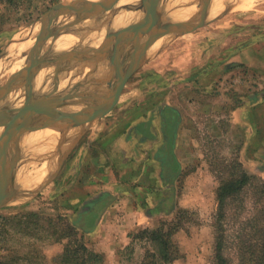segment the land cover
Returning <instances> with one entry per match:
<instances>
[{"label":"rangeland","instance_id":"1","mask_svg":"<svg viewBox=\"0 0 264 264\" xmlns=\"http://www.w3.org/2000/svg\"><path fill=\"white\" fill-rule=\"evenodd\" d=\"M65 1L72 0H0V87L12 80L16 84L30 77L35 80L40 72L41 75L50 73L60 54L53 49L55 41L63 33L76 40L85 37L84 41L91 47L100 44L99 39L105 36L116 16L112 11L118 8V3L105 14L83 16L78 11L54 16L46 25L44 23L46 30L42 33L43 14ZM166 1L160 0L155 6L159 8L161 20L167 14L193 5L196 25L179 35L166 34L157 38L145 60L119 89L111 108L76 140L54 176L64 150L41 146L40 143L54 139L35 137V132L40 130V121H56V114L61 111L68 110L65 113L68 115L83 108L89 99L76 102L81 94L95 89L92 80L95 77L65 74L53 81L48 74L41 91H35L38 87L33 83L29 90L14 87L0 93V135H3L0 144L9 143L0 145L1 177L17 162L21 167L14 184L19 188L21 181L23 186L19 188L22 191L19 195L0 207V264H64L62 255L66 248H77L80 243L100 256L93 264H142L145 251L151 245L145 235L137 236V233L144 228H155L161 222H166L165 228L173 232L171 236L180 255L170 264H214L216 189L222 180L240 168L252 176V185H246L239 199L228 204L231 213L225 222L233 233L245 225V217L252 213L257 185L264 179V0ZM214 1L220 3V8L211 13ZM165 4L168 6L164 15L161 6ZM202 12L205 16L198 23ZM43 57L48 62L45 67H34ZM105 73L108 67L98 77L103 78ZM80 81L86 86L71 91L72 83ZM33 92L34 95L39 93L36 99H32ZM98 94L105 93L100 89ZM98 101L101 102L97 100L96 103ZM163 107L168 109L166 125L173 128L175 121L182 120L178 136L181 143H172L177 135L169 131L168 143L157 144L160 148L165 145L162 154L170 160L164 174L168 175L167 180L171 176L172 193L185 194L190 204L170 213H154L150 224L136 225L128 230L115 228L112 216L107 219L106 224L110 225L104 228L105 236L99 240L94 231L103 214L101 208L110 197L98 185L101 164L112 158L106 148L113 137L124 135L126 141L127 134L131 133L129 127L145 129L147 121ZM137 118L144 120L135 124ZM4 123L8 126L7 132ZM57 125L55 123L54 127ZM53 130L57 132V139L74 127L64 132L56 127ZM134 135L130 134L129 138L132 140ZM24 137L28 140L24 141ZM173 148L178 154L173 155ZM175 155H179L180 164L175 162ZM46 179L49 181L29 195ZM166 198L173 201L175 196ZM181 208L185 211L181 212ZM67 222L77 227L74 233H70ZM227 253L232 255V250L229 248Z\"/></svg>","mask_w":264,"mask_h":264},{"label":"water","instance_id":"2","mask_svg":"<svg viewBox=\"0 0 264 264\" xmlns=\"http://www.w3.org/2000/svg\"><path fill=\"white\" fill-rule=\"evenodd\" d=\"M159 1L160 0H136L133 3H124L123 0H85L82 2L79 0H72L69 2L65 1L58 3L43 14V20L45 21L43 22L44 26V23L46 25L47 20H51L54 16L57 17L65 13H74L78 11H81L83 16L101 14L103 12L113 10L117 3L118 8L112 11L113 15L123 10L141 12V16L136 20L129 21L123 26L114 29L109 27L100 44L98 46L91 47V53L83 59L79 61L70 60V58L67 57L68 55H72L70 53L71 51L69 53H60L59 57L57 56L55 58L56 61L54 68L50 73H48L49 77L53 81L61 75L74 73L83 76L85 75L87 77H95L93 81L96 87L93 91L79 96L76 104L89 99V103L87 102L83 108L70 112L68 115L63 112L57 113L56 121L50 122L54 125L55 123H59L63 120L67 123L66 130L74 127V130L62 134L53 141L40 143L41 146L50 145V147L64 150L63 154L59 158L57 170L52 176H54L59 170L64 158L75 144L76 140L89 127H91L94 121L111 108L119 89L132 71L145 60L148 55L147 51L150 50V47L155 43L157 38L166 34L179 35L196 25L193 16H188L183 20L174 22H170L166 19L161 20L162 15H159V8L155 7ZM205 1L207 0H201V2ZM200 15L201 17L199 18L198 23L203 21L205 13L202 12ZM43 26L42 33L46 30V27L44 26L43 28ZM131 52H134V55L130 58L129 54ZM47 63L48 62L43 64ZM33 66L35 67L41 65L34 63ZM90 67L92 70L88 71L87 68ZM107 67L108 73H105L103 78L98 77ZM48 74L45 75V80L47 79ZM33 83L34 80L32 78H28L17 84L12 80V82L0 87V93L14 87H21L23 89L29 88L33 85ZM100 89L103 93H105L104 95L98 94ZM37 96H39V93L36 95L33 94L32 99H36ZM97 100H100L101 102L96 103ZM5 124L6 123H4V125ZM55 127L59 130L62 129L60 123ZM7 130L8 126L6 124L5 132H7ZM29 130L32 129L29 128ZM64 131L65 130H62L61 132ZM7 141L8 140L6 139V142ZM7 144L9 143H1L0 145L5 146ZM13 146L16 147L17 144L15 143ZM20 167L21 165L19 163H13L10 168L4 171V175L2 177L0 176V207L9 204L12 197L17 196L22 192L14 184ZM50 178L51 176L49 179ZM49 179H46V181L38 185L30 192L29 195L37 192L47 181H49Z\"/></svg>","mask_w":264,"mask_h":264},{"label":"crops","instance_id":"3","mask_svg":"<svg viewBox=\"0 0 264 264\" xmlns=\"http://www.w3.org/2000/svg\"><path fill=\"white\" fill-rule=\"evenodd\" d=\"M167 110L163 107L158 110L159 112H155L152 120L147 121L149 123L145 129L138 130L137 127L135 129L129 127L131 132L129 133H135L132 140L129 138L130 134H127L129 139L127 138L126 141L123 139V135L122 137H113L112 142H109L110 144L106 149L112 158L101 164L103 168L98 177V185H101V189L106 190L107 195L110 196L101 208L103 214L97 220L94 231L98 234L99 240L105 236L104 228L110 225L109 223L106 224L107 219L112 216L115 228L128 230L136 225L150 224L154 213H170L181 206L190 204L186 202L185 194L178 196L177 192L172 193L171 176L167 180L166 176L168 175L164 174V171L167 170L165 166L170 160L162 154L165 153V145H161L160 148L157 144L168 143L170 134L177 135V138L174 136L172 143H181L178 136L182 120L175 121L176 124L173 128L166 125ZM175 112L180 113L179 110ZM137 115L144 116L139 113ZM143 118H137L134 123L139 124ZM117 141L122 144L121 147L118 146ZM172 151L173 155L178 154L175 153L176 148H173ZM174 159L177 164L181 163L179 155ZM170 195L175 196L173 201L164 199ZM122 220H124L123 223Z\"/></svg>","mask_w":264,"mask_h":264},{"label":"trees","instance_id":"4","mask_svg":"<svg viewBox=\"0 0 264 264\" xmlns=\"http://www.w3.org/2000/svg\"><path fill=\"white\" fill-rule=\"evenodd\" d=\"M238 165L241 167L239 162ZM251 179L252 176L240 168L237 173L222 180L216 189L214 264H264V179L257 185L259 188L256 197L252 199V213L245 217V225L233 233L225 222L231 213L228 204L239 199L246 185H252ZM180 210L185 211L184 208ZM161 223L155 228H144L137 233V236L145 235L151 245L145 251L142 264H170L180 256L171 236L173 232L165 228L166 222ZM67 228L70 233L77 230L69 222ZM229 248L232 255L227 253ZM66 249L62 255L64 264H93L100 258L83 243L77 248L68 246Z\"/></svg>","mask_w":264,"mask_h":264},{"label":"bare ground","instance_id":"5","mask_svg":"<svg viewBox=\"0 0 264 264\" xmlns=\"http://www.w3.org/2000/svg\"><path fill=\"white\" fill-rule=\"evenodd\" d=\"M136 0H123V2L124 3H133V2H135ZM166 1V0H165ZM185 1V0H184ZM211 0H209V2H210ZM226 1V0H225ZM234 1V0H233ZM167 2V1H166ZM168 3V2H167ZM208 3V2H207ZM213 3V2H212ZM212 5V4H211ZM156 6V5H155ZM167 6H168V4H165V5H162L161 6V10H162V12H164L165 10H166V8H167ZM193 6V5H192ZM192 6H188V7H184V9H181V10H178L175 14H170V15H165L166 14V12H164V15H165V17L166 18H164V20L165 19H167V18H178V19H181V20H183V19H185L186 17H188V16H192L193 14V8L194 7H192ZM208 6V5H207ZM223 7V6H222ZM220 8V3L218 2V1H214V3H213V5H212V7H211V9H210V11H211V13H214L217 9H219ZM209 11V10H208ZM110 12V11H109ZM196 12V11H195ZM104 13V12H103ZM182 13V16H180V14ZM66 14V13H65ZM105 14V13H104ZM106 16V15H105ZM110 16V15H109ZM109 16H108V18H109ZM111 16H112V14H111ZM115 16V15H114ZM141 16V12H139V11H135V12H132V11H120L119 13L117 12V14H116V16L114 17V19H113V22H112V24H111V26H110V28L112 27V28H117V27H121V26H123L124 24H126V23H128L129 21H133V20H136V19H138L139 17ZM60 17V16H59ZM63 17V16H62ZM66 17V16H65ZM180 17V18H179ZM117 19V20H116ZM101 20H102V18H101ZM100 22H102V21H100ZM98 24H99V22H98ZM102 24H104L105 25V23H103L102 22ZM102 24H101V27H102ZM76 26V25H75ZM59 27H60V25H59ZM58 27V28H59ZM97 27V26H96ZM106 27V26H105ZM62 28H63V26H62ZM100 29V28H99ZM50 30V29H49ZM57 31H59V29L57 30ZM69 31V30H68ZM102 31H105V29H103ZM51 32V31H50ZM55 32V31H54ZM62 32V31H61ZM100 33H101V31H99ZM66 33V32H65ZM69 33V32H68ZM96 33V32H95ZM57 34V33H56ZM64 34V33H63ZM63 34H62V37H60L59 39H57V41H55V48H53L55 51H57L56 53H69L70 51V53L72 54L71 56H69L68 55V57L67 58H70V60H74V61H79V60H81V59H83L84 57H86L87 55H89L90 53H91V51H90V48H91V46H88L87 45V43L84 41V38L83 39H74L72 36H70V34H69V36L66 34H64V36H63ZM77 35H78V33H76ZM57 35H60L61 36V34H57ZM98 35V34H97ZM100 35V34H99ZM75 36V35H74ZM82 36V35H81ZM53 40H56V39H54V38H52ZM87 39H88V41H89V38L87 37ZM102 39V38H101ZM101 39H99L100 40V42H101ZM76 40V41H75ZM38 42V41H37ZM91 44V42H88V44ZM156 43V42H155ZM154 43V44H155ZM38 44V43H37ZM37 44H36V46H37ZM74 44H76L75 46L76 47H74V48H72L71 47V45L73 46ZM25 47V46H24ZM24 47H21V49H23ZM26 48H28V47H26ZM20 49V48H19ZM20 49V50H21ZM25 49V48H24ZM29 49H31V48H29ZM28 49V50H29ZM36 49H37V47H36ZM33 50H35V49H33ZM52 50V49H51ZM31 51V50H30ZM30 51H28V52H30ZM25 52V51H24ZM22 54V53H21ZM29 54H31V53H29ZM54 54V53H53ZM48 55V54H47ZM134 55V52H131L130 54H129V57L131 58L132 56ZM28 56V55H27ZM31 56V55H30ZM33 56V55H32ZM56 56V55H55ZM37 60V59H36ZM52 60V59H51ZM29 61V60H28ZM32 61V60H31ZM34 61V60H33ZM46 61H47V59L46 58H41V60H40V63H37V65H41V67L44 65L42 62H45L46 63ZM43 64V65H42ZM26 65V64H25ZM55 65V64H54ZM30 66H28V69H31V68H29ZM36 67V66H35ZM44 67H45V65H44ZM23 68H24V66H23ZM26 68V67H25ZM32 68H34V67H32ZM37 68V67H36ZM38 68H40V66L38 67ZM34 70V69H33ZM37 70V69H36ZM39 70V69H38ZM25 71V70H24ZM23 71V73H25ZM29 72V71H28ZM14 73V72H13ZM20 73H22V72H20ZM30 73V72H29ZM38 73V72H37ZM36 73V74H37ZM28 74V73H27ZM74 74V73H73ZM29 75H32V74H29ZM40 76H37V78L34 80V85H36L37 87H38V89L35 87V91H41L43 88H45V85H44V83H46V80H45V72L44 73H42V75H41V72H40V74H39ZM14 76H16V75H14ZM74 76V75H73ZM30 77V76H29ZM65 77V76H64ZM71 77H72V75H71ZM13 78V77H12ZM18 78V77H17ZM31 78V77H30ZM35 78V77H34ZM76 78V77H75ZM63 79V78H62ZM74 79V78H73ZM72 79V80H73ZM11 80V79H10ZM92 80H94L93 78H92ZM78 81V80H77ZM62 82V81H61ZM65 83H68V82H65ZM58 84V83H57ZM68 84H71V82L70 83H68ZM73 85H72V87L70 88V86H68L69 88H70V90L71 91H73V90H80V88H82V87H84V86H86V83L85 82H75V83H72ZM94 84V83H93ZM59 85V84H58ZM64 86H65V84H63ZM31 87V86H30ZM52 88H53V86H52ZM56 88V87H55ZM54 88V89H55ZM62 88V87H61ZM30 88H28V90H29ZM49 89H51L50 88V86H49ZM57 89V88H56ZM63 89H64V87H63ZM27 90V91H28ZM33 90V89H32ZM69 90V89H68ZM69 90V91H70ZM88 90V89H87ZM83 91H85V90H83ZM26 92V91H25ZM31 92V91H30ZM50 92V91H49ZM67 92V91H66ZM63 93V92H62ZM64 93H65V91H64ZM74 93H76V92H74ZM80 93V92H79ZM81 93H84V92H81ZM32 94H34V92L32 93ZM56 94V93H55ZM25 95V94H24ZM24 95H23V97H24ZM54 95V94H53ZM57 95H58V93H57ZM74 95V94H73ZM75 95H77V94H75ZM27 96H29V95H27ZM27 96L25 97V98H27ZM78 96V95H77ZM75 97V96H74ZM55 98V97H54ZM67 98V97H66ZM31 99V98H30ZM51 99V98H50ZM67 100V99H66ZM22 101V100H21ZM25 101V100H24ZM27 101V100H26ZM53 101V100H52ZM88 101V100H87ZM87 101H85V102H87ZM23 102V101H22ZM32 102V101H31ZM49 102V101H48ZM76 102V101H75ZM84 102V101H83ZM99 102V101H98ZM23 103H25V102H23ZM81 103V102H80ZM89 103V102H88ZM59 104H60V102H59ZM62 104H63V102H62ZM72 104V103H71ZM23 105V104H22ZM56 105H58V104H56ZM69 105V104H68ZM78 106V105H77ZM8 107V106H7ZM33 107H34V105H33ZM70 107H72V105L70 106ZM62 108H64V107H62ZM66 108V107H65ZM56 109V108H55ZM30 110V109H29ZM51 110H53V111H55L54 109H51ZM50 110V111H51ZM66 110V109H65ZM70 110V109H69ZM72 110V109H71ZM16 111V110H15ZM39 111V110H38ZM66 111H68V110H66ZM66 111H65V113H66ZM17 112V111H16ZM47 112H49V111H47ZM57 112V111H56ZM62 112V111H61ZM18 113H20V112H18ZM38 113V112H37ZM42 114V113H41ZM69 114V113H68ZM18 115H20V114H18ZM18 115H16V116H18ZM2 116V115H1ZM14 116V115H13ZM15 116V117H16ZM12 117V116H11ZM1 118V117H0ZM12 118H14V117H12ZM11 118V119H12ZM28 119V118H27ZM41 120V119H40ZM15 121V120H14ZM13 121V122H14ZM49 121V120H48ZM10 122V121H9ZM17 122V121H16ZM15 123V122H14ZM40 123H43V122H41L40 121ZM60 125H61V123H64V126H62V129H60L61 131L62 130H66V125H67V123L66 122H64L63 120H61L60 122ZM58 123V124H59ZM66 123V124H65ZM11 124V123H10ZM41 125V124H40ZM18 127V126H17ZM19 128V127H18ZM53 128H55L54 127V125H52L50 122H47V123H43L42 125H41V127H40V130L38 131V132H35V137H40V138H43L44 137V140H45V137H53L52 139H55V135H56V133L57 132H55L54 130H53ZM61 128V127H60ZM13 129V128H12ZM2 130V129H1ZM21 131V130H20ZM36 131V130H35ZM3 132V131H2ZM13 131H11V133H12ZM34 132V131H33ZM20 133V132H19ZM27 133V132H26ZM60 133V132H59ZM30 134H32L31 132H30ZM64 134V133H63ZM2 135V134H1ZM1 135H0V137H1ZM10 135H12V134H10ZM21 135V134H20ZM3 136V135H2ZM5 136H6V134H5ZM13 136V135H12ZM15 137V136H14ZM28 137V136H27ZM27 137H24V141H27L28 140V138ZM34 137V138H35ZM33 138V137H32ZM19 140V139H18ZM43 140V139H42ZM3 141V140H2ZM15 141V140H14ZM23 141V142H24ZM37 142V141H36ZM45 149H46V147H45ZM4 150V149H3ZM41 151V150H40ZM48 152V151H47ZM40 153V152H39ZM41 153H43V152H41ZM36 155V154H35ZM41 155V154H40ZM38 165V164H37ZM42 167V166H41ZM43 168V167H42ZM37 169H39V168H37ZM42 170V169H41ZM40 171V170H39ZM43 172V171H42ZM2 175V172H1V174H0V176ZM33 175V174H32ZM35 175V174H34ZM33 179H35L36 177H32ZM32 179V180H33ZM29 180V179H28ZM31 180V179H30ZM31 180V181H32ZM34 181V180H33ZM20 185H21V187H20ZM18 187L19 188H23V186H22V184H21V181L19 182V184H18Z\"/></svg>","mask_w":264,"mask_h":264}]
</instances>
